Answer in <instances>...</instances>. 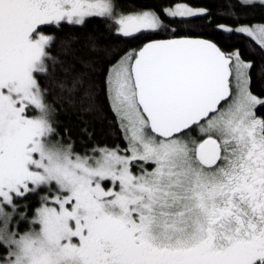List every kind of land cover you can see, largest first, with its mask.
Wrapping results in <instances>:
<instances>
[{
  "label": "snow or ice",
  "instance_id": "1",
  "mask_svg": "<svg viewBox=\"0 0 264 264\" xmlns=\"http://www.w3.org/2000/svg\"><path fill=\"white\" fill-rule=\"evenodd\" d=\"M225 4L217 15L235 24L183 2L124 11L117 0H0V264H264L254 64L188 34L247 37L264 53V24L240 22L264 0ZM93 18L144 40L85 87L68 59L78 38L59 33ZM98 91L125 146L78 152L55 104L91 111Z\"/></svg>",
  "mask_w": 264,
  "mask_h": 264
},
{
  "label": "trees",
  "instance_id": "2",
  "mask_svg": "<svg viewBox=\"0 0 264 264\" xmlns=\"http://www.w3.org/2000/svg\"><path fill=\"white\" fill-rule=\"evenodd\" d=\"M179 2L186 3L191 7L208 9L211 12L209 19L213 24L217 21L226 24L236 23L230 18H222L217 15L218 11L225 9V0H117L119 9L124 11L147 8L159 10L161 7H169ZM240 17V22L244 24H264V7L257 6L247 11H240ZM45 34L51 33L46 31ZM67 34L78 38L72 45L75 50L74 56H70L68 59L75 64L76 71L87 74L85 76V87H87L89 77L98 83L100 73L111 60L127 50L139 47L144 40V37H141V39L118 37L109 30L105 22L98 18L90 19L85 26H75L74 28L65 26L64 30L59 33L61 36ZM188 34L194 37L213 38L221 47L226 49L233 46L239 47L243 59L246 61L251 60L254 64L251 72L252 91L259 96H264V53L254 41L247 37L239 41L235 39L226 41L220 34H214L211 29L207 28H193ZM153 38H168V34L162 33L160 36ZM92 43H95V49L90 46ZM89 65L94 67L96 72H92ZM41 83H44V81L42 80ZM52 100L53 98L50 96L49 101ZM55 107L57 108L55 119L58 121L59 130L63 133L67 128L72 141L75 142L76 151L83 152L85 148H91L93 144L109 147L125 146L117 118L102 92L98 91L97 106L91 111L85 110L87 108L86 103H77L74 106L66 103L63 106L55 104ZM85 128L91 133V139L84 133ZM35 204L36 200L33 199L32 205L35 206Z\"/></svg>",
  "mask_w": 264,
  "mask_h": 264
},
{
  "label": "flooded vegetation",
  "instance_id": "3",
  "mask_svg": "<svg viewBox=\"0 0 264 264\" xmlns=\"http://www.w3.org/2000/svg\"><path fill=\"white\" fill-rule=\"evenodd\" d=\"M250 87H251V84H250ZM251 91H252V89H251ZM253 92V91H252ZM253 94H255L254 92H253ZM255 95H257V94H255ZM258 97H261V98H264V96H259V95H257ZM259 112L261 113V114H264V107H262V108H260L259 109Z\"/></svg>",
  "mask_w": 264,
  "mask_h": 264
},
{
  "label": "rangeland",
  "instance_id": "4",
  "mask_svg": "<svg viewBox=\"0 0 264 264\" xmlns=\"http://www.w3.org/2000/svg\"><path fill=\"white\" fill-rule=\"evenodd\" d=\"M172 6H174V5H172ZM196 8H199V7H196ZM257 25H260V24H257Z\"/></svg>",
  "mask_w": 264,
  "mask_h": 264
}]
</instances>
